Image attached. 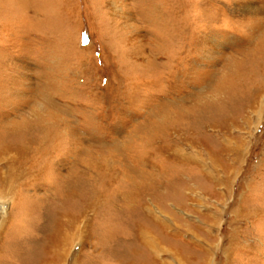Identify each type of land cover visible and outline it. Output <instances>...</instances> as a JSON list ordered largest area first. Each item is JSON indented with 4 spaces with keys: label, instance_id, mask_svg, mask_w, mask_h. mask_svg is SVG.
Masks as SVG:
<instances>
[{
    "label": "rangeland",
    "instance_id": "obj_1",
    "mask_svg": "<svg viewBox=\"0 0 264 264\" xmlns=\"http://www.w3.org/2000/svg\"><path fill=\"white\" fill-rule=\"evenodd\" d=\"M263 10L0 0V264H264Z\"/></svg>",
    "mask_w": 264,
    "mask_h": 264
},
{
    "label": "bare ground",
    "instance_id": "obj_2",
    "mask_svg": "<svg viewBox=\"0 0 264 264\" xmlns=\"http://www.w3.org/2000/svg\"><path fill=\"white\" fill-rule=\"evenodd\" d=\"M241 11L242 12H244V13H247V14H252L253 12H254V16H255V14L256 13H259V12H257L256 10H255V7L253 8L252 6H250V4H248V3H246V4H244V6H242L241 7ZM264 11V10H263ZM258 14H256V16H257ZM248 16V15H247ZM253 19H255V18H253ZM252 20V19H251ZM256 20V19H255ZM260 20V19H259ZM257 21V20H256ZM263 21V20H262ZM19 150V149H18ZM7 152H10V150L9 149H4L3 151H2V153L4 154V153H7ZM19 152V151H18ZM17 153V152H16ZM21 153V152H20ZM1 157V156H0ZM181 157V156H180ZM187 159V158H186ZM11 163V162H10ZM18 163V162H17ZM20 163V162H19ZM20 164H22V163H20ZM13 165V164H12ZM18 165V164H17ZM13 167V166H12ZM13 169V168H12ZM12 174V173H11ZM16 174H17V172H16ZM208 175V174H207ZM11 177H13V176H11ZM16 178V177H15ZM10 180V179H9ZM10 182H12V181H10ZM4 183V182H3ZM3 186V185H2ZM4 205H3V203H1L0 202V210H2V212H4ZM63 240V239H62ZM60 241V240H59ZM58 241V242H59ZM59 244V243H58ZM60 245V244H59Z\"/></svg>",
    "mask_w": 264,
    "mask_h": 264
}]
</instances>
